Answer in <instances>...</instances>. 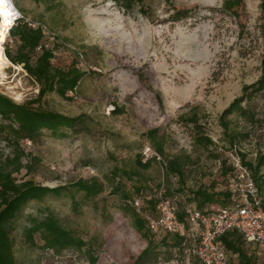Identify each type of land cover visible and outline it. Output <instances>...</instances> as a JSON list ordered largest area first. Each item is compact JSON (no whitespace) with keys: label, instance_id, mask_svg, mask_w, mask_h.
<instances>
[{"label":"rangeland","instance_id":"1","mask_svg":"<svg viewBox=\"0 0 264 264\" xmlns=\"http://www.w3.org/2000/svg\"><path fill=\"white\" fill-rule=\"evenodd\" d=\"M223 1L142 0L124 6L112 0H12L24 17L56 33L52 65L75 66L83 76L66 97L52 92L37 99L39 85L22 65L11 63L0 76V95L16 104L37 101L31 106L82 117L89 125L62 138L43 132L35 142H19L24 155L14 174L17 182L66 190L29 202L13 220L18 264H89L93 258L95 264H132L147 241L133 229L125 203L137 198L141 217L155 213L148 200L163 181L168 194L180 196L179 212L196 207L192 193L198 188L224 191L232 157L242 153L255 161L264 153V92L243 103L252 121L233 114L225 132L218 120L242 87L260 76V0H241L230 11L221 9ZM182 9L189 14L177 18ZM1 123L8 122L0 118ZM151 129L163 138V154L143 168L136 158L150 145L145 134ZM231 131L238 133L235 141ZM3 137L1 160L13 153ZM171 161L180 164V175L169 170ZM93 178L97 190L90 196L71 187ZM47 214L73 244L58 246L44 230L27 241L31 220ZM163 236L149 233L161 251H171V260L158 264H195L193 249H168L160 242ZM244 250L264 263L259 250ZM229 262L240 264L232 254Z\"/></svg>","mask_w":264,"mask_h":264},{"label":"trees","instance_id":"2","mask_svg":"<svg viewBox=\"0 0 264 264\" xmlns=\"http://www.w3.org/2000/svg\"><path fill=\"white\" fill-rule=\"evenodd\" d=\"M112 1L121 3L124 6L142 2V0ZM240 4L241 0H224L221 9L230 11ZM259 9L260 30L264 39V0H260ZM188 14L189 11L184 9L175 12L177 18L187 17ZM41 39L42 37L38 30H32L23 21H20L9 30L8 39L4 41V55L12 64L22 65L25 72L39 85L37 99L52 92L57 93L61 97H66L68 92L75 90L83 73L75 66H71L66 70L54 67L51 63L53 58L51 51L43 50L39 53L35 50ZM11 46L14 48L13 51L10 49ZM262 92H264V55L260 61L259 78L249 85H244L241 89V95L235 98L220 113L219 124L225 132L229 130L231 123L229 116L233 114L253 120L249 106H245L243 103H248L254 96ZM34 102L37 101L33 100L31 103L16 104L7 97L0 95V118L8 122L7 124L1 123L0 135L4 134L3 140L11 147L13 152L12 157L6 156L3 160L0 159V264H18L14 255L12 222L21 210L31 201H40L48 194L60 195L66 190L65 186L50 188L36 184L31 180L17 182L14 174L18 173L23 167L21 158L24 155L19 142L22 140L35 142L43 132H49L53 136L62 138L66 137L68 132L77 134L89 130V125L86 124L82 117H68L39 106L32 107L31 104ZM189 121L194 122L195 119L189 118ZM157 132V129H151L146 132L145 136L150 141L153 151L158 155H162L163 138ZM240 137L245 138L243 135H240ZM230 139L232 141L238 139V133L231 131ZM203 140L207 144L212 143L208 137H204ZM240 156L238 157L240 164L250 172L258 188L264 210V153L259 154L255 161L246 160L245 155L242 153ZM151 160L143 161L140 155L136 158V164L144 168ZM168 167L171 172L178 175L181 174L179 163L171 161ZM228 168L227 176L233 173L232 162L228 164ZM71 187L83 192L85 196H90L96 193L97 183L95 178L79 179L71 184ZM192 196L196 202V207L194 208L199 211L209 210L207 208L210 204L225 206L229 201V194L225 190L215 191L200 187L192 193ZM124 197L125 199L128 198L127 196ZM134 199L132 198L131 201L124 204V211L130 214L133 229L147 241V245L135 257L132 264H158L160 261L167 262L171 260V251L167 249L161 251L159 249L160 245L149 238V233L152 232L148 228L147 218L156 216L154 201L151 198L148 200L153 203L155 213L141 217L140 211L133 205ZM128 204L132 208H129ZM139 209H142V204ZM178 218L180 220L184 219L183 210L181 212L178 210ZM41 230L50 233L53 236V242L58 246L71 245L75 242L66 231L58 228L53 214H47L41 219L34 218L31 220V226L25 229L27 241L31 242L33 233ZM163 234L164 236L160 242L168 249L175 248L179 252L184 247L193 249V240L189 235L179 237ZM167 236L173 237L171 243L167 241ZM219 239L227 256V264H230L229 254L236 255L240 264H257L255 253L246 252L244 247L255 248L264 254V250L261 247L257 244L247 243L236 231H229ZM89 264H95V259H91ZM195 264H199L197 258Z\"/></svg>","mask_w":264,"mask_h":264},{"label":"built area","instance_id":"3","mask_svg":"<svg viewBox=\"0 0 264 264\" xmlns=\"http://www.w3.org/2000/svg\"><path fill=\"white\" fill-rule=\"evenodd\" d=\"M8 1L13 3L12 0ZM20 21L40 32L42 39L36 52H54L58 42L56 33L44 22L24 17L16 8L6 19L5 40L8 39L9 30ZM150 159L161 158L147 144L142 151V160ZM232 165L233 173L226 177L224 185V190L229 194L227 204L207 211L186 205L183 208V220L178 218L180 196L168 194L165 183H159L150 197L155 203L156 216L147 218L149 230L154 234L189 235L199 264H227V256L219 238L229 231H236L247 243L257 244L264 250V210L260 193L250 172L240 164L238 157H232ZM141 203L137 198L133 200L137 210Z\"/></svg>","mask_w":264,"mask_h":264},{"label":"bare ground","instance_id":"4","mask_svg":"<svg viewBox=\"0 0 264 264\" xmlns=\"http://www.w3.org/2000/svg\"><path fill=\"white\" fill-rule=\"evenodd\" d=\"M13 8H15L14 4L10 3L8 0H4L3 3H0V76L3 75V69L11 65V62L3 53V43L7 33L6 19L11 14Z\"/></svg>","mask_w":264,"mask_h":264},{"label":"crops","instance_id":"5","mask_svg":"<svg viewBox=\"0 0 264 264\" xmlns=\"http://www.w3.org/2000/svg\"><path fill=\"white\" fill-rule=\"evenodd\" d=\"M220 207L219 204H210L207 209Z\"/></svg>","mask_w":264,"mask_h":264},{"label":"snow or ice","instance_id":"6","mask_svg":"<svg viewBox=\"0 0 264 264\" xmlns=\"http://www.w3.org/2000/svg\"><path fill=\"white\" fill-rule=\"evenodd\" d=\"M4 2V0H0V3H3Z\"/></svg>","mask_w":264,"mask_h":264}]
</instances>
